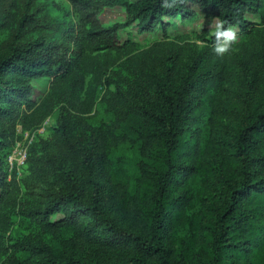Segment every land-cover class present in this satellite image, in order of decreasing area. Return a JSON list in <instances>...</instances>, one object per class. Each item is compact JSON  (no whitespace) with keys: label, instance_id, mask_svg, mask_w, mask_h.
I'll return each instance as SVG.
<instances>
[{"label":"rangeland","instance_id":"374dc122","mask_svg":"<svg viewBox=\"0 0 264 264\" xmlns=\"http://www.w3.org/2000/svg\"><path fill=\"white\" fill-rule=\"evenodd\" d=\"M194 15L190 21H170L173 26L163 37L157 30L139 32L119 4L105 9L97 21L104 28L120 27L116 38L124 47L86 60L83 89L64 85L54 91L46 78L31 83L30 99L49 112L40 125L27 123L28 130L17 124L10 148L0 153L9 183L0 210V264H44L47 250L60 251L61 242L76 233L74 229H61L57 235L49 232L46 223L59 215L47 221L42 216L51 198L63 191L66 173L81 172L80 160L60 151L62 128L78 149L95 153L93 175L99 185L126 186L131 193L140 176L155 178L154 161H145L141 151L145 127L130 111L141 93L163 78L171 57L177 58L176 78L193 83L188 93L191 120L175 156V162L187 170H177L175 176L182 180L170 183L175 185V198L183 196L178 204L185 205L173 226L171 249L184 258L199 251L200 246L191 248L188 243L198 230L206 236L216 213L226 205L233 182L235 138L264 114V8L261 16H246L254 26L247 39L231 38L219 46L212 44V37L221 33V24L197 9ZM76 23L67 0H0V59L8 54L17 31L24 44L40 38L57 43ZM230 31L236 33L234 28ZM102 72L103 85H98ZM11 82L13 87L21 85L18 79ZM10 100L3 97L0 106L7 107ZM100 133L106 136L104 153L98 152ZM84 252L89 258L102 255L110 263L115 255L96 245ZM224 260L241 264L229 255Z\"/></svg>","mask_w":264,"mask_h":264},{"label":"trees","instance_id":"16d2710c","mask_svg":"<svg viewBox=\"0 0 264 264\" xmlns=\"http://www.w3.org/2000/svg\"><path fill=\"white\" fill-rule=\"evenodd\" d=\"M67 1L77 23L64 31L59 42L40 38L24 44L19 42L17 31L7 46L8 54L0 59V101L11 98L7 107L0 106V153L10 148L17 124L28 130L48 115L47 107L41 108L30 99L33 81L46 78L54 91L64 85L80 91L85 85L86 60L124 47L116 38L120 27L104 28L97 21L105 9L119 4L136 22L139 32L157 30L163 37L173 26L170 21H190L197 9L206 19L221 24V33L212 37V44L219 46L227 39H247L254 26L246 16H261L264 8V0ZM233 28L236 33H231ZM164 68L163 78L143 91L138 105L130 111L145 127L142 156L145 161H154L156 170L154 179L140 176L131 193L126 186L99 185L93 175L95 153L78 149L62 128L60 151L80 160L81 172L66 173L63 191L51 198L42 216L47 221L59 215L54 222L46 223L49 232L57 235L61 229H74L76 233L61 242L60 251L47 250L44 264H229L225 255L241 264H264V114L249 122L235 138L233 182L226 205L216 213L207 235L202 236L198 230L188 243L191 248L200 246L199 251L186 258L181 253L173 254L171 234L185 205L178 204L183 196L176 199L175 185L170 183L172 179L180 183L183 177L175 176V172L187 170L175 162V156L184 127L191 120L188 93L193 83L176 78V57L167 59ZM103 77L104 72L98 85H103ZM13 79L21 85L13 87ZM98 141V152L104 153V133L99 134ZM8 187L0 160V210ZM94 245L114 251L112 263L102 255L89 258L84 250ZM201 252L206 254L200 256Z\"/></svg>","mask_w":264,"mask_h":264},{"label":"built area","instance_id":"2783aa9c","mask_svg":"<svg viewBox=\"0 0 264 264\" xmlns=\"http://www.w3.org/2000/svg\"><path fill=\"white\" fill-rule=\"evenodd\" d=\"M10 162V161H9Z\"/></svg>","mask_w":264,"mask_h":264}]
</instances>
